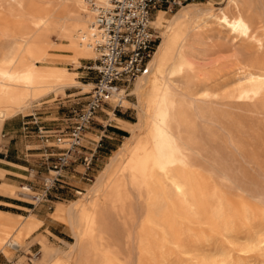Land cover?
Returning <instances> with one entry per match:
<instances>
[{"label":"rangeland","instance_id":"374dc122","mask_svg":"<svg viewBox=\"0 0 264 264\" xmlns=\"http://www.w3.org/2000/svg\"><path fill=\"white\" fill-rule=\"evenodd\" d=\"M52 1L56 4L58 0H0V57L8 52L14 34L30 31L37 20L49 15L55 6ZM223 1L191 0L187 5L204 7L210 3L217 10L226 5ZM166 4L154 11L152 22L159 10L167 11L170 17L187 6L169 9ZM263 5L264 0H251L246 7L253 22L250 37L235 36L212 18L205 29L198 28L184 43L187 66L175 76L183 82V91L196 98L201 110L196 112L189 109L188 103H182L185 114L172 126L176 132L180 131L188 147L185 153L189 162L178 170L190 174L194 180V197L199 201L196 214L194 207L174 205L163 198L156 180L161 181L164 176L159 167H153L152 157L146 166L134 164L128 157L118 169L122 181L117 191L101 199L102 205L84 237L83 250L75 257L78 264H210L212 256L222 252L232 261L223 264L264 260L261 252L247 246L250 233L264 228V91L247 95L238 83L244 70L259 73L264 70V47L262 51L257 42L258 39L264 42ZM155 29L158 46L162 32ZM49 31L48 60L39 65L65 69L72 74L76 87L49 92L0 124V167L12 170H6V174L0 171V209L25 217L33 212L41 220L22 246L17 249L5 246V250H0V264H41L45 249L62 252L68 243L75 241L68 226L51 217L54 203L52 209L42 204L34 207L18 195L21 185L40 176L37 172L30 176L31 171L21 166L29 163L23 159L27 153L42 152L39 127L51 130V134L62 129L70 109L89 98L95 83V72L87 68L94 58L77 56L69 40L58 36L53 27ZM123 105L115 111L105 108L99 112L97 121L87 130L85 144L100 142L95 179L111 154L132 135L131 126L139 121L142 109L137 95H129ZM116 118L133 124L127 129ZM137 133L140 138H147L145 131ZM21 150L24 157H14ZM8 159L21 165H10ZM78 184L86 188L83 192L86 193L90 184ZM9 189L10 195L6 194ZM81 196L66 194L56 204H69ZM217 215L228 217L229 223L216 221ZM35 254L41 256L40 260H36ZM69 260L64 254L56 257L57 264H71Z\"/></svg>","mask_w":264,"mask_h":264},{"label":"bare ground","instance_id":"6f19581e","mask_svg":"<svg viewBox=\"0 0 264 264\" xmlns=\"http://www.w3.org/2000/svg\"><path fill=\"white\" fill-rule=\"evenodd\" d=\"M90 1L58 0L56 4L52 1L55 6L49 15L46 18H43V15V19L37 20L33 29L22 34H10L13 35L10 42L11 46L8 52L4 51V55L0 57V124L25 111L41 96L49 92H61L71 85L74 86L72 74L65 69H50L39 65V63L48 60V47L51 43L49 29L51 27L54 28L58 36L61 35L69 40V45L77 56L97 58V52L90 43L95 15ZM93 1L97 4L105 2V0ZM224 1H226V5L217 8V10L210 3L204 7H198L187 5L190 3L187 2L181 5L187 6L180 8L170 17H167V11L159 10L154 21L151 20V25L161 30L162 36L149 61L150 72L139 76L128 92L125 88H120L112 98L114 103H119L124 107L123 103L124 100L128 101V95H137L139 107L142 109L139 121L131 126L132 135L111 154L110 161L99 172L93 183L87 184L89 186L86 193L83 191L79 199L73 200L69 204H56V201L59 200L54 201L56 207L51 217L63 221L70 229L75 241L68 243V247L62 252L50 248L45 249L41 264H57L56 257L60 254L69 258L71 264H78L75 257L83 250L84 237L102 205L101 199L109 197L117 191L122 181L118 169L128 157L133 159L134 164H141L142 166H146L149 160L153 158V167H159L164 176L161 181L156 180V183L161 187L163 198L170 200L174 205L194 207L193 212L196 214L199 201L194 197L196 191L194 180L190 174H183L178 170L181 165L184 166L189 162L185 153V149L188 147L182 141L180 131L174 130L172 122L179 121L181 116L185 114L181 106L182 103H188L189 109H194L199 113L201 108L196 104V98L194 99L193 96L183 91L184 84L175 74L183 70L186 65L184 43L186 44V40L198 28L205 29L204 27L212 18L217 21L219 26L226 28L235 36H251L253 22L246 11V7L251 5V0ZM257 42L262 50L264 42L260 39ZM252 70H244L241 76H238V83L245 94L258 95L264 91V70L260 73ZM201 117L205 119L204 115ZM137 131H145L147 138L145 140L140 138ZM143 153L144 156L142 157ZM34 175L33 172L30 176L33 177ZM7 192L10 195L12 190L9 189ZM18 193L22 200L28 202L32 200L31 189L27 183L21 185ZM214 219L223 222L224 225L229 223L228 217L225 218L222 215H217ZM40 221L37 214L33 212L25 217L0 209V250H5V246L16 249L22 246ZM147 227L150 228L151 226ZM247 246H251L264 256V228L256 233H250ZM161 247L163 248V246ZM153 250L155 251V249ZM39 254L41 255V251ZM35 258L40 260L41 256L35 254ZM228 258L229 255L222 252L212 256L210 264H223L230 260ZM249 264H264V260L250 261Z\"/></svg>","mask_w":264,"mask_h":264},{"label":"built area","instance_id":"2783aa9c","mask_svg":"<svg viewBox=\"0 0 264 264\" xmlns=\"http://www.w3.org/2000/svg\"><path fill=\"white\" fill-rule=\"evenodd\" d=\"M191 0H105L94 8L93 34L90 43L97 52L88 70L95 72V83L89 98L70 109L62 129L39 127L43 142L39 162L40 174L28 180L34 207L53 203L66 194L80 195L95 179V161L100 142L85 144L87 130L97 121L104 108L113 111L121 108L112 101L120 88L130 90L134 81L150 72L149 61L157 46L158 35L151 25L154 11L167 5L169 9L180 7ZM129 96V95H128Z\"/></svg>","mask_w":264,"mask_h":264},{"label":"crops","instance_id":"0c3cea01","mask_svg":"<svg viewBox=\"0 0 264 264\" xmlns=\"http://www.w3.org/2000/svg\"><path fill=\"white\" fill-rule=\"evenodd\" d=\"M82 85H87V84H85V83H82ZM73 87H76V86H73ZM104 110H106V109H104ZM113 114V113H112ZM116 120H118L119 122H121V124L124 126V127H126L127 129H129V127L133 124L132 122H130V123H126V122H124L125 120H121V119H118V118H116ZM19 152H20V149H19ZM24 153V150H21V153H19V154H17V155H15L14 157H16V158H20V159H22V157H24V155H23V153ZM41 153L42 152H40V151H37V152H34V153H27V155H26V158H23L25 161H27V162H29L28 164H22L21 165V163H19L17 160H15V159H8L7 161H8V163L10 164V165H21V166H23V167H25L26 169H27V171H31V173H33V172H37V171H39L40 169H39V162H40V158H37V157H33V158H30V157H32L31 155H40L41 156ZM6 156H8V154H6ZM12 171V170H10L9 168H1L0 167V171H2L3 173H7V171ZM22 176H24L25 178H28L29 176H27V175H23L22 174ZM7 194V193H6ZM9 195V194H8ZM5 204L6 205H8V206H14V207H17V205L16 204H12V203H10V202H5ZM2 211H5V210H2ZM5 212H8V213H11V212H9V211H5ZM11 214H16V213H11ZM17 214H20V213H17ZM21 215H23V214H21ZM24 216V215H23Z\"/></svg>","mask_w":264,"mask_h":264}]
</instances>
